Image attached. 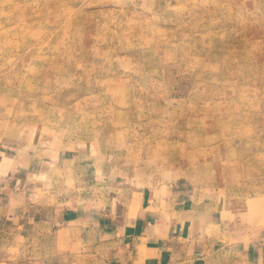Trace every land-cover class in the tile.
Listing matches in <instances>:
<instances>
[{
    "label": "rangeland",
    "instance_id": "1",
    "mask_svg": "<svg viewBox=\"0 0 264 264\" xmlns=\"http://www.w3.org/2000/svg\"><path fill=\"white\" fill-rule=\"evenodd\" d=\"M0 264H264V0H0Z\"/></svg>",
    "mask_w": 264,
    "mask_h": 264
},
{
    "label": "crops",
    "instance_id": "2",
    "mask_svg": "<svg viewBox=\"0 0 264 264\" xmlns=\"http://www.w3.org/2000/svg\"><path fill=\"white\" fill-rule=\"evenodd\" d=\"M11 191V190H10ZM172 208V206H171ZM198 208H195V209H189V210H186L184 212H182L180 214L181 216V222H183V225L187 226V228H189L190 230L194 227L196 230L198 229L199 227V224H202L201 221H199V217H197L198 215L196 214V211H197ZM173 210L174 211H177L176 209H174L173 207ZM47 215V214H46ZM65 215V216H64ZM144 215H147L146 213H143V212H138V224L141 222V220L143 219L142 216ZM163 215V214H162ZM74 216V213L69 211L67 213L64 214V212H60V218L64 219V221L68 218H72ZM148 217H150L149 219L151 220L150 222L151 223H146V225L143 227V231H149L154 225L158 224L159 223V218L161 216H159L157 213L153 212V213H149L147 215ZM153 219V220H152ZM163 219V218H162ZM60 220V219H59ZM57 220V221H59ZM204 221V220H203ZM25 224V220L23 221ZM37 222V221H36ZM179 222V223H181ZM178 223V224H179ZM198 233V232H197ZM143 238V237H142Z\"/></svg>",
    "mask_w": 264,
    "mask_h": 264
}]
</instances>
